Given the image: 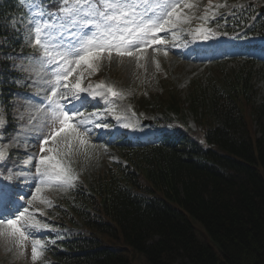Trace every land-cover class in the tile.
Returning a JSON list of instances; mask_svg holds the SVG:
<instances>
[{
    "label": "trees",
    "instance_id": "trees-1",
    "mask_svg": "<svg viewBox=\"0 0 264 264\" xmlns=\"http://www.w3.org/2000/svg\"><path fill=\"white\" fill-rule=\"evenodd\" d=\"M196 8L187 12L194 24L208 23L232 39L264 37V11L255 1L207 20ZM15 12L27 14L19 0L0 2V136L6 139L17 130L29 90L17 68L28 52H14L23 41L8 26ZM253 48L258 54L238 69L191 89L187 108L203 125L201 133L189 130L173 84L165 96L148 101L143 92L135 99L138 111L156 107L178 121L161 120L166 127L146 139L110 133L106 169L57 199L58 220L40 232L49 243L42 264H131L127 248L147 264H264V103H256L254 84L257 72L264 75V47L245 46ZM244 105L251 106L255 132Z\"/></svg>",
    "mask_w": 264,
    "mask_h": 264
},
{
    "label": "rangeland",
    "instance_id": "rangeland-1",
    "mask_svg": "<svg viewBox=\"0 0 264 264\" xmlns=\"http://www.w3.org/2000/svg\"><path fill=\"white\" fill-rule=\"evenodd\" d=\"M253 1L264 6V0H190L195 5L194 8L197 6L196 10L199 13L208 14V12L213 10L218 15L225 12V9L230 12L233 8L244 7L248 2L253 5ZM198 6L203 7L198 8ZM205 7H208L207 13L203 12ZM27 18L28 16L25 18L18 17L17 21L26 20ZM201 27L205 29L202 37H198L196 32L194 35L190 33L193 28L191 24L184 27V29L183 27L175 29L179 32L184 30V35L182 36L189 40L185 43L180 42L177 35L174 37L169 35V32L165 33L164 38L168 41L167 44L146 47L139 54V58L137 56L119 57L113 53L109 59L107 54H105L104 59L99 64V70L95 72L87 70L82 65L69 78L67 83L70 85L74 84L80 74L83 73L82 86L88 87L91 84L93 88L86 92L85 96L78 94L80 96L79 100L70 99L68 101L63 100L62 97L65 95L71 97V92H66L62 87L63 81L60 84L56 83L55 71L52 68L41 66L39 58L43 56V51L35 50L32 42L25 38V33L21 30L23 45L14 52L18 55L24 50H26L24 52H28V55H23L20 58L17 68L26 73L29 90L25 94L24 101L19 104L17 118L20 121L16 123V132L9 137L11 138L9 140L10 143H5V140L0 138V147L5 149V159L0 161L1 219L14 218L13 215H9V210L16 212V208L22 211L24 207H28L29 211L36 214V218L41 223H46L49 226L39 232L51 231L54 220H58V212H61L57 208L59 202L57 199L59 197L64 198L73 187L93 180L106 169L107 151L104 146V140H107L110 131L114 130L129 137L141 138L157 134L163 128L161 120L178 121L176 114L169 111L162 113L156 107H148L137 112L135 110V99L143 92L146 96L145 98L148 101H152L155 95L164 93L167 85L173 84L184 102L185 108L183 112L189 130L201 133L203 125L195 114L187 108L186 99L191 89L198 82L208 85L210 78L219 79L223 75L231 73L232 70L238 69L244 63L245 58L242 56L233 61L220 58L232 46L230 41L211 30H206V26ZM18 28H20L19 24ZM204 36L207 38L205 39ZM196 42L198 44L197 48L210 52V54L204 53L196 56L189 54L190 51L188 52L186 43L195 45ZM252 42H260L264 46V38H253ZM240 44L243 43L232 46L237 54H242L238 48ZM156 48L160 49L159 52L155 51ZM129 50L134 51V49ZM165 51L167 55L164 54ZM256 54L258 53L253 50L247 53L246 56H254ZM157 61L159 66H157ZM254 76V84L257 90L256 103H264V75L261 72H257ZM101 82L107 87L114 89L119 95L113 97L107 92V88L96 89L95 86ZM53 87L58 90V96H52ZM93 91H100L102 95L93 97ZM165 94L166 92L164 96ZM58 103L63 104L65 110L73 109V105H75V110L83 113L82 117L86 119L77 117L74 123L77 124L79 131L88 143L81 146L78 141H73L70 154L63 157V162L71 167L72 175L75 177L71 181V185L52 186L41 193L46 200L51 201L50 206L39 201H33L29 205L28 201L31 200V194L35 191L36 184L39 183L35 165L41 155L40 139L49 136L54 127H59L58 122L53 124L51 116V112ZM85 108L90 109V112H84ZM242 108L251 131L255 132L256 125L251 114V106L244 105ZM108 114L112 115L113 119L110 118L109 120ZM99 117H101L100 122L104 123L103 125H107V127L95 125L96 121L94 119ZM81 119L84 121L83 126L80 124ZM125 125L129 126L125 127ZM115 143L116 141L113 144H109V146L115 147ZM46 147H58L62 152L69 151L65 147V143L59 138L56 143L49 140ZM43 154L48 155L47 152ZM5 164H9V168L6 170H4ZM3 171L6 173L5 176ZM10 204L11 206L9 207L8 205ZM37 209L40 211L36 212ZM197 231L201 237L206 238L204 229L200 225H197ZM45 237L47 236L43 233L31 235L21 246L17 238L0 235V264L44 263V249L42 256L33 261L31 241L38 239L47 246L48 242ZM127 252L131 264H147L143 255L128 248Z\"/></svg>",
    "mask_w": 264,
    "mask_h": 264
},
{
    "label": "snow or ice",
    "instance_id": "snow-or-ice-1",
    "mask_svg": "<svg viewBox=\"0 0 264 264\" xmlns=\"http://www.w3.org/2000/svg\"><path fill=\"white\" fill-rule=\"evenodd\" d=\"M19 4L27 10L28 18L13 20L8 26L18 32L23 30L25 38L32 42L33 48L43 51V56L39 58L41 66L52 68L56 83L63 81L62 87L66 92H71V97H62L65 101L79 100V93L89 92L93 88L91 84L88 87L82 86L83 73L74 84L67 83L82 65L95 72L99 70L105 54L109 59L113 53L119 57L139 58L144 48L167 44L168 41L159 34L171 32L175 37L174 30L179 25L191 22L192 17L187 12L195 7L190 0H19ZM50 4L56 5V8L50 9ZM212 15L214 18L216 13ZM203 19L207 20L209 17L206 15ZM17 24L20 28L16 27ZM194 31L203 36L205 29L201 27ZM159 50L155 49L157 52ZM164 54L167 55V52ZM95 88H107V92L113 97L119 95L102 82ZM58 95V90L53 87L52 96ZM92 95L95 97L102 93L93 91ZM51 116L53 124L58 122L59 127H54L49 136L40 139L41 155L35 165L39 183L31 194L29 205L33 201H39L50 206L51 201L46 200L41 193L52 186L71 185L75 177L71 167L63 162V157L70 154L73 141H78L81 146L88 143L74 123L77 117L83 116V113L75 110V105L73 109L65 110V106L58 103ZM4 124L5 120L0 117V127ZM80 124H84L82 119ZM58 138L69 151L62 152L58 147H46L49 140L56 143ZM45 152L48 155H44ZM4 159L5 149L0 147V161ZM16 212L9 210V215L14 218L0 219V235L17 238L21 246L29 236L49 227L48 224L41 223L28 207H24L22 211L16 208ZM44 247L38 239L31 241L33 261L42 256Z\"/></svg>",
    "mask_w": 264,
    "mask_h": 264
},
{
    "label": "water",
    "instance_id": "water-1",
    "mask_svg": "<svg viewBox=\"0 0 264 264\" xmlns=\"http://www.w3.org/2000/svg\"><path fill=\"white\" fill-rule=\"evenodd\" d=\"M261 10H264V7H262Z\"/></svg>",
    "mask_w": 264,
    "mask_h": 264
}]
</instances>
